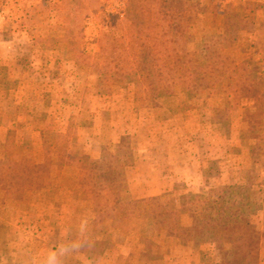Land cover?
Returning a JSON list of instances; mask_svg holds the SVG:
<instances>
[{"label":"rangeland","instance_id":"rangeland-1","mask_svg":"<svg viewBox=\"0 0 264 264\" xmlns=\"http://www.w3.org/2000/svg\"><path fill=\"white\" fill-rule=\"evenodd\" d=\"M196 1L218 22L226 14L244 19L243 38L228 46L251 61L250 80L264 92V0ZM130 8L128 0H0V162L13 165L24 150L38 164L25 176L24 189L21 171L10 169L18 174L13 176L0 170V264H35L53 241L78 236L84 219L92 246L68 264H207L220 259L215 245L199 236L166 242L160 235L158 247L147 253L135 239L132 220L107 226L95 222L98 195L87 187L86 169L61 167L59 152L74 148L99 158L115 153L124 137L136 153V162L125 167L124 199L159 196L171 209L211 186L252 180L262 200L253 220L264 231V156L251 158L244 120L252 102L237 96L224 101L228 110H213L222 105V96L194 95L184 84L139 98L133 84L112 86L78 62L72 38L92 55L98 50L101 20L124 16ZM262 143L256 154L264 152ZM41 165V172L49 168L48 179L37 171ZM183 222L189 223V217L184 215Z\"/></svg>","mask_w":264,"mask_h":264},{"label":"trees","instance_id":"trees-1","mask_svg":"<svg viewBox=\"0 0 264 264\" xmlns=\"http://www.w3.org/2000/svg\"><path fill=\"white\" fill-rule=\"evenodd\" d=\"M128 2L132 8L124 16L111 14L101 20L98 50L92 55L78 47L76 36L72 38L78 62L105 77L112 86L133 84L139 98H151L163 86L184 84L194 95L218 93L222 105H214L213 110L225 111L228 109L224 101L246 97L253 103L244 115L250 130V155L253 161L260 160L264 152L256 154L255 147L264 142V92L257 81L250 80V71L255 69L250 66L251 61L231 53L233 48L228 46L243 38L247 30L244 19L226 14L218 22L210 9L201 7L196 0ZM88 11L96 13L92 7ZM127 140L129 137L122 139L115 153L106 152L99 158L87 157L74 148L59 152L61 167L76 165L86 169L87 187L98 195L94 207L96 223L107 226L132 220L138 233L135 239L147 253L158 247L160 235L166 242L199 236L214 244L220 253L218 261L207 264H260L264 231L253 218L261 209L262 200L254 181L211 186L196 194L193 201L171 209L163 206L159 196L126 200L121 193L125 167L136 162V153ZM32 158L22 150L21 161L13 159L16 167L1 160L2 166L6 163L0 170L3 174L9 170L13 176L18 174L10 169L21 171L24 189L25 176L35 172L33 166L38 165ZM42 167L37 171L43 174V180L48 179L49 168L41 172ZM184 215L189 217V223L183 222ZM149 228L152 232L146 235ZM99 244L103 245L104 240Z\"/></svg>","mask_w":264,"mask_h":264},{"label":"clouds","instance_id":"clouds-1","mask_svg":"<svg viewBox=\"0 0 264 264\" xmlns=\"http://www.w3.org/2000/svg\"><path fill=\"white\" fill-rule=\"evenodd\" d=\"M87 227L88 221L81 220L78 236L53 241L45 253L36 257L35 264H68L70 259L83 254L92 246L86 235Z\"/></svg>","mask_w":264,"mask_h":264},{"label":"crops","instance_id":"crops-1","mask_svg":"<svg viewBox=\"0 0 264 264\" xmlns=\"http://www.w3.org/2000/svg\"><path fill=\"white\" fill-rule=\"evenodd\" d=\"M263 255H264V251H263ZM262 259H263V258H262ZM261 264H264V260H263V261L261 260Z\"/></svg>","mask_w":264,"mask_h":264}]
</instances>
